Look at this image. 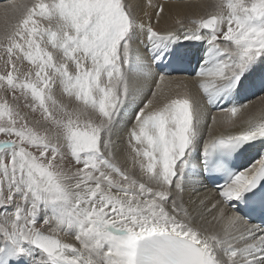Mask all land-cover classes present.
I'll return each mask as SVG.
<instances>
[{
	"label": "snow or ice",
	"instance_id": "obj_1",
	"mask_svg": "<svg viewBox=\"0 0 264 264\" xmlns=\"http://www.w3.org/2000/svg\"><path fill=\"white\" fill-rule=\"evenodd\" d=\"M8 9L15 22L0 36V264H264V227L241 214L264 211V153L244 169L233 163L264 142V117L203 141V172L221 181L209 211L233 209L213 217L216 231L194 226L180 197L200 139L190 97L149 99L135 113L128 156L139 177L117 162L112 139L132 94L129 73L145 68L133 48L137 31L156 62L180 59L170 45L181 40L206 42L199 87L217 105L250 87L249 77L264 82V0H218L166 33L138 23L125 0H24ZM66 156L78 166L66 169Z\"/></svg>",
	"mask_w": 264,
	"mask_h": 264
},
{
	"label": "bare ground",
	"instance_id": "obj_2",
	"mask_svg": "<svg viewBox=\"0 0 264 264\" xmlns=\"http://www.w3.org/2000/svg\"><path fill=\"white\" fill-rule=\"evenodd\" d=\"M5 1L0 0V7L4 6L2 12L5 11L3 14L7 13L6 15L12 12L8 9L11 3L24 2V0ZM125 2L129 5L138 23H151L155 30L166 33L178 27L176 24L177 20H182L187 24L191 18H198L213 11V5L218 0H125ZM161 6H163L162 11ZM6 9L8 10L6 11ZM157 11H161L159 16L156 15ZM7 22L10 23L9 20ZM149 47L146 34L137 31L136 38L133 41V48L143 61L145 68L143 73H129L132 94L120 114L112 137L117 162L122 168L139 177L138 166L134 165L128 156L130 152L128 148V132L135 122V113L149 99H154L158 104L164 95L175 97L186 94L190 97L198 117L200 139L193 156V163L196 167L185 179L184 191L180 194L181 202L191 215L194 226L209 231H216L221 225L213 217L217 215L220 208H224L229 215L233 209L220 204L214 211H209L212 203L219 202V197L216 189L207 185L201 172L202 168L199 167L203 141L209 138L210 131L213 136L233 134L245 127L250 118L259 119L264 117V82L261 81L259 74H256L249 77V80L252 81L251 86L242 90L238 95H234L217 105H209L207 97L199 87L200 81L206 78L198 75L205 60L206 42L181 40L176 45H170V48L174 47L177 51L183 53V60H190L191 57L196 58L195 70L190 74H162L156 67L157 62L152 59V55L148 50ZM161 75L165 76V80L157 87L156 82ZM248 82L246 80L245 84H248ZM154 91L157 93L155 98L152 96ZM233 105L239 109L235 116L221 111L222 108H229ZM260 153H264V142L258 141L240 155L241 164L238 168L250 167L259 158ZM173 191L175 192V190ZM66 239L71 240V237H66Z\"/></svg>",
	"mask_w": 264,
	"mask_h": 264
},
{
	"label": "rangeland",
	"instance_id": "obj_3",
	"mask_svg": "<svg viewBox=\"0 0 264 264\" xmlns=\"http://www.w3.org/2000/svg\"><path fill=\"white\" fill-rule=\"evenodd\" d=\"M6 1H10V0H6ZM5 1V2H6ZM13 4V3H11ZM10 4V5H11ZM4 7V6H3ZM3 7H0V36L3 35V33L5 32V30L15 22V14L13 12H11L10 14L6 15L7 13L3 14V11L2 12V9ZM7 7V6H5ZM3 18V19H2ZM5 19V20H4ZM9 20L10 23H8L7 21ZM4 20V22H2ZM6 22V23H5ZM4 23V24H2ZM9 25V26H8ZM8 26V27H7ZM2 55V54H0ZM6 58V57H5ZM28 68V65L26 63H24L23 65H21V70L22 71H26ZM5 71V66H4V59H0V72H3ZM56 95H57V98L60 99L61 101L63 102H67V98L64 97L62 95V93L59 91V89H57V92H56ZM24 111H27V110H24ZM29 119L30 120H35V119H39V113H36V114H29ZM45 127H48L47 125ZM4 137H0V139H2ZM57 163H60V161H57ZM63 166L68 169V168H71V169H74L75 167H77L78 165L75 164V162L71 159L70 156H66L65 158V161L63 162Z\"/></svg>",
	"mask_w": 264,
	"mask_h": 264
}]
</instances>
